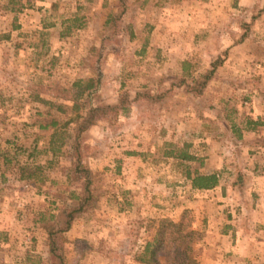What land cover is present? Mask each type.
I'll list each match as a JSON object with an SVG mask.
<instances>
[{"label":"rangeland","instance_id":"1","mask_svg":"<svg viewBox=\"0 0 264 264\" xmlns=\"http://www.w3.org/2000/svg\"><path fill=\"white\" fill-rule=\"evenodd\" d=\"M116 2L0 0V264H44L39 217L57 213V194L67 185L66 152L74 131L69 119L76 114L71 97L97 72L106 103L117 100L121 86L131 95L143 90L164 95L158 102L140 100L126 115L83 134L99 198L67 234L65 264H150L148 257L145 263L136 259L145 242L160 219L177 222L181 215L195 231L192 255L202 264L206 223L201 215L218 212L237 220L256 203L264 209L259 195L264 183L255 180L264 176V155L249 151L264 141V125L242 140L232 135L249 113L264 118V0H129L124 22L132 34L124 32L108 44L101 40L103 23ZM74 15L84 26L61 37ZM246 32L248 38L240 40ZM213 61L215 78L195 95L187 87ZM35 94L55 106L44 105ZM49 118L57 127L32 124ZM169 144L188 145L197 159L182 162L164 155L173 147ZM182 163L191 171H218L224 200H217L218 193L197 204L201 196L190 192ZM22 171L34 175L20 178ZM238 172L245 176L242 189L232 185ZM251 229L243 233L239 253L250 239L264 243V232ZM167 246L157 259L176 264ZM257 260L264 261L257 255L250 264Z\"/></svg>","mask_w":264,"mask_h":264},{"label":"trees","instance_id":"2","mask_svg":"<svg viewBox=\"0 0 264 264\" xmlns=\"http://www.w3.org/2000/svg\"><path fill=\"white\" fill-rule=\"evenodd\" d=\"M13 2V0H9ZM129 0H117L114 11H109L104 19L101 40L108 44L116 40L124 32L132 34V28L129 23L124 22L125 14L128 10ZM13 9V7H11ZM69 24L66 25L59 33L62 37L71 34L76 29L84 26L83 20L74 15L66 20ZM242 21L239 26L241 27ZM250 23H248L249 25ZM53 25V24H49ZM46 26V25H45ZM247 32L244 33L240 40L247 37ZM216 62L213 61L210 69L198 79H194L187 88L195 95L202 94V91L207 87L209 82L215 78ZM101 88V73L97 72L95 76H90L86 79L84 85L76 92L75 96L71 97L72 106L76 110L74 117L69 121L73 123V135H71L70 149L66 152L69 159V165L66 169L67 185L57 196L61 201V205L57 209V213L42 215L39 217L40 227L45 232L46 256L44 264H65L64 244L67 241V231L72 227L75 221L88 209L93 208L98 200V194L93 186V171L88 165L89 146L84 140V133L92 126L99 122L114 121L119 115H126L132 105L140 102H158L161 101L163 93H153L150 90L138 91L131 95L123 86L120 87L117 100L113 103H106L99 93ZM36 99L42 101L44 105L55 106L53 103L40 99L38 94H35ZM84 96V99L83 97ZM58 110H62L61 105H56ZM84 108V111H80ZM41 113H37L40 115ZM70 122V123H71ZM32 124H37L39 129L55 128L58 122L54 118H49L48 121L38 119L32 121ZM67 125V122L64 123ZM261 125L260 120H247L246 128L257 129ZM55 133L50 135L49 142L53 144ZM240 138V135L237 136ZM170 149L164 151V155L177 159L182 162L192 161L197 159L192 153L186 149L176 147L169 144ZM52 154H55L56 149L52 146ZM59 149V145L56 146ZM7 162V159H3ZM48 161V164H51ZM184 175L190 180L192 188L209 189L218 184L219 173L213 171L210 173L199 172L197 169H190L186 163H182ZM27 168V167H25ZM40 170V167H37ZM25 170V169H23ZM22 171L20 178H30L34 175L33 172ZM245 176L243 173L236 175L232 185L237 189H242L244 186ZM186 210V209H185ZM183 212V211H182ZM186 212V211H185ZM181 215L177 222L167 218L159 220V226L151 239L147 240L143 246V251L137 256V260L141 263L148 262L150 264H160L157 259L159 250L165 244H168L167 249H172L174 263L176 264H197L196 258L192 255L190 242L195 233L188 225H184ZM148 257V260L146 259ZM173 263V261H172ZM40 264V263H38Z\"/></svg>","mask_w":264,"mask_h":264},{"label":"crops","instance_id":"3","mask_svg":"<svg viewBox=\"0 0 264 264\" xmlns=\"http://www.w3.org/2000/svg\"><path fill=\"white\" fill-rule=\"evenodd\" d=\"M239 4V3H238ZM249 36V33L247 37L244 39H247ZM211 83V81L209 82ZM209 86V84L207 85ZM246 103V101L244 102ZM251 117H249L248 120L255 121V120H260L261 125L257 129H248L246 128V122L244 125L241 123L238 124L239 127H235L234 131L231 129L230 131L232 132V135H234L236 138L237 136L240 135V138L242 140L243 137H245L246 134H257L258 131H260L264 125V118L261 116L258 117L257 114L249 113ZM244 123V122H243ZM249 151L257 154L263 153L264 155V141L262 143H257L253 144V146L249 147ZM254 155V154H253ZM259 155H257L258 157ZM264 163V160H263ZM254 167H256L254 165ZM261 178V179H260ZM249 180V179H248ZM254 179H252L253 182ZM255 180L263 181L264 183V176L263 177H258L255 178ZM189 181V190L190 192H193L192 194H200L201 198L196 200L195 202H206L203 200V196H212V195H217L219 193L220 199L217 198V200H224V197L227 196L224 192L226 188L223 187L220 176H219V181L218 184L212 188L209 189H196L192 188ZM261 197V200H264V192L262 194H259ZM192 197H189L188 199L191 200ZM194 199H192L193 201ZM189 201V200H188ZM209 202V200L207 201ZM238 204L237 211L242 210V205L240 206V202L234 201ZM257 203L255 204L254 208L253 206L249 209L246 214H248L246 217H241L238 215L237 220H232L229 218V215H226V218L220 217V213H214V214H206V215H201L202 222L206 223L204 226V232H206V254H204V257L202 258V264H238V263H248L254 262L255 257L259 255L261 258L264 260V243L260 241V243H252L251 239L250 245H248V249H242L239 253L240 250V245L241 244V238L243 233H246L247 227H252L251 231H263L264 232V209L257 208ZM220 211L223 213L225 210L220 209ZM228 212V211H227ZM256 212V213H255ZM260 217V219H258ZM239 220V221H238ZM238 221V222H237ZM254 221V223H252ZM236 222V223H235ZM260 222V223H259ZM74 224L72 225V227ZM72 227L67 231L66 234L70 232ZM125 228V227H124ZM229 236L232 238L229 239ZM233 237L236 239L233 242ZM210 238V240H209ZM244 243V242H243ZM245 244V243H244ZM255 244V245H254ZM255 256V257H254ZM247 257V258H246ZM244 261V262H243ZM258 264L264 263V261H259L257 260ZM260 262V263H259ZM262 262V263H261Z\"/></svg>","mask_w":264,"mask_h":264}]
</instances>
